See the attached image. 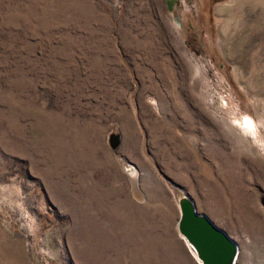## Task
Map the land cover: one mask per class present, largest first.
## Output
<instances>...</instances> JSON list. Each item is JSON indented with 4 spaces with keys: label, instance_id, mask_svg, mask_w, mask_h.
Here are the masks:
<instances>
[{
    "label": "rangeland",
    "instance_id": "1",
    "mask_svg": "<svg viewBox=\"0 0 264 264\" xmlns=\"http://www.w3.org/2000/svg\"><path fill=\"white\" fill-rule=\"evenodd\" d=\"M183 193L264 264V0H0V264H199Z\"/></svg>",
    "mask_w": 264,
    "mask_h": 264
},
{
    "label": "water",
    "instance_id": "2",
    "mask_svg": "<svg viewBox=\"0 0 264 264\" xmlns=\"http://www.w3.org/2000/svg\"><path fill=\"white\" fill-rule=\"evenodd\" d=\"M117 142L118 135L110 133V145ZM177 204V230L194 250L199 264H233L238 248L228 234L204 213L197 211L186 193L178 197Z\"/></svg>",
    "mask_w": 264,
    "mask_h": 264
},
{
    "label": "bare ground",
    "instance_id": "3",
    "mask_svg": "<svg viewBox=\"0 0 264 264\" xmlns=\"http://www.w3.org/2000/svg\"><path fill=\"white\" fill-rule=\"evenodd\" d=\"M236 245H237V244H236ZM237 248H238V246H237ZM191 249H192V247H191ZM192 252H193V254H194V250H193V249H192ZM236 257H237V256H236ZM198 263H199V261H198ZM233 264H236V258H235Z\"/></svg>",
    "mask_w": 264,
    "mask_h": 264
}]
</instances>
